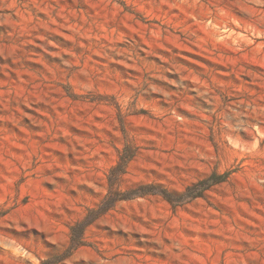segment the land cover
Segmentation results:
<instances>
[{
	"label": "rangeland",
	"instance_id": "374dc122",
	"mask_svg": "<svg viewBox=\"0 0 264 264\" xmlns=\"http://www.w3.org/2000/svg\"><path fill=\"white\" fill-rule=\"evenodd\" d=\"M0 264H264V0H0Z\"/></svg>",
	"mask_w": 264,
	"mask_h": 264
},
{
	"label": "trees",
	"instance_id": "16d2710c",
	"mask_svg": "<svg viewBox=\"0 0 264 264\" xmlns=\"http://www.w3.org/2000/svg\"><path fill=\"white\" fill-rule=\"evenodd\" d=\"M223 180H224V177L223 176L214 175L211 178H209L208 180H206L204 182H201L200 185L204 189H206V188L210 187L212 184H216V183L221 182ZM72 243L78 245V243H76V240L75 239H72Z\"/></svg>",
	"mask_w": 264,
	"mask_h": 264
}]
</instances>
